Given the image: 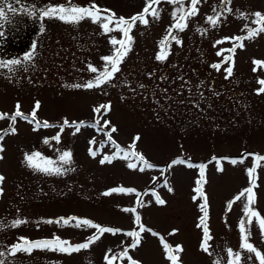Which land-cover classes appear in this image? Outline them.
I'll use <instances>...</instances> for the list:
<instances>
[{
    "label": "rangeland",
    "instance_id": "1",
    "mask_svg": "<svg viewBox=\"0 0 264 264\" xmlns=\"http://www.w3.org/2000/svg\"><path fill=\"white\" fill-rule=\"evenodd\" d=\"M9 3L17 10L15 14L8 10ZM90 3L101 9V15L106 9L129 18L141 12L145 0H4L9 19L0 27L4 33L0 36V61L21 62L12 66V71L0 67V112L11 115L19 103L28 115L38 101L37 121L56 127L41 126L34 131V124L18 118L15 133L0 140V176L4 178L0 182V252L4 253L0 261L106 264L109 249L115 253L130 245L132 238L124 233L139 230L134 223L139 215L140 223L152 231L142 232L139 245L128 248V255L138 264H172L161 237L170 246L169 254L176 255V264H227L228 249L240 252V264H259L255 253L240 249L239 222L247 194L232 204L230 211L226 209L229 201L250 186L248 169L255 164L252 209L264 218V160L248 155L264 156V92H258L264 88L259 83L264 80V64L253 63L264 62V32L243 40V47H236L233 54L218 56L217 52L233 47L226 37L247 35L245 25L256 27L250 14L264 13V0H230L226 6L220 0H200L198 13L187 18L183 31L174 30L176 39L169 40L166 58L160 61L156 59L160 41L174 23L173 10L179 7L161 0L159 18L149 15L146 25L137 22L131 29L132 43L120 70L101 86L87 88L86 82L99 74L89 71L88 65L102 71L105 62L101 57L113 55L119 47L110 40L123 39V33H105L90 17L66 23L55 17L41 20L22 9ZM183 3L187 8L190 0ZM214 8L220 13L215 25L206 22ZM26 53H32L30 60L23 59ZM229 55L231 60H226ZM214 64L220 65L219 70ZM229 66L231 75L225 71ZM99 105H110V110L97 114L93 109ZM65 119L82 121L84 126L79 131L65 127L61 132L59 126ZM105 120L110 121L108 126ZM9 123L0 120V131L7 130ZM111 127L117 131L111 132ZM58 133L57 141L53 137ZM132 151L153 167L133 157ZM36 152L59 167L60 173L29 167L25 156ZM64 152L71 154L69 163L60 160ZM106 156L115 158L101 164ZM178 159L184 163L172 164ZM129 163L137 167L129 168ZM189 164L205 165L202 189L207 197V251L201 247L203 227H197L204 215L199 208L204 200H193L198 196L193 189L200 169ZM120 187L135 191H111ZM137 192L142 206L137 205ZM153 192L165 203L157 204ZM133 208L135 212L123 211ZM69 217L122 231L104 233L79 251L33 247L10 254L13 245L23 243L20 238L41 241L59 237L76 245L96 233L94 228L76 227L75 220L46 223ZM16 220L22 222L13 226ZM247 230L248 242L264 254V232L255 217ZM153 231L158 235L153 236ZM177 245L182 248L179 253L175 252ZM114 264L129 261L124 258Z\"/></svg>",
    "mask_w": 264,
    "mask_h": 264
},
{
    "label": "snow or ice",
    "instance_id": "2",
    "mask_svg": "<svg viewBox=\"0 0 264 264\" xmlns=\"http://www.w3.org/2000/svg\"><path fill=\"white\" fill-rule=\"evenodd\" d=\"M19 2V0H17ZM168 3L179 5L178 8H175L172 12V19L174 23L169 26V28L166 30L167 34L166 36L160 41L161 50L157 53L156 59L163 61L166 58V48L167 44L170 39H176L174 35V30L183 31V29L187 26L186 20L189 16H194L198 13L197 5L200 3V0H190V4L187 8L184 7L183 0H167ZM161 3V0H145V5L141 12L132 15L129 18L125 17H117L115 13H111L110 10H103L104 15H101V9L98 8L94 3H90L87 6H72V7H66L64 4L59 5H48L43 9L38 8H32L31 10L24 8L22 9L23 12H25L28 15L31 16H38L39 19L43 20L44 18H59L63 20L66 23H78L81 19H84L85 17H90L93 21V23H100V26L102 27L103 31L105 33L111 32V31H120L123 33V39L117 40L115 38H112L110 40V43L112 45H119V47H116L114 50L113 55L111 56H104L101 57V59L105 62V66L103 70H99L97 67L89 64L88 70L93 73H99L95 76L93 80H90L86 82L84 87L87 88H93V87H99L102 84L109 81L116 72H118L119 64L122 62L123 57L126 56L127 52L130 50V46L132 43V38L130 36L131 29L136 25L137 22H140L142 24H147V16L151 15L155 18H159V10L157 6ZM221 4H224L225 6L230 3V0H220ZM4 0H0V27L3 26L2 22L8 21V16L5 13L4 9ZM7 8L9 11L16 13V9L12 7V4L9 3L7 5ZM230 10V9H229ZM214 15L207 16L206 22L215 25L218 22L220 13L214 8L213 9ZM251 16L255 17V19H252L251 23L255 24V28H249L248 25H245V29L247 30V35L245 36H235V37H226L225 40H230L233 42V47L229 49H222L220 52H217V55H221L222 52H228L230 54H233L236 50V47H243V40L245 39H251L254 35L259 34L260 32H264V13L261 12H254L250 14ZM112 25V27H110ZM40 31H44V27L41 24ZM243 31V30H242ZM4 33L0 32V36H3ZM224 41H217L216 43H223ZM177 43L179 41L177 40ZM35 43L32 45L33 52L35 50ZM32 57V53H26L23 57L24 60H30ZM226 60H231V55L225 58ZM21 61L20 60H8V61H0V67H7L9 71L13 70L14 65H18ZM256 65L264 64V62L256 60L253 61ZM212 67L219 70L220 65L214 64ZM225 71L228 73V75H231L232 68L229 66L225 69ZM255 71V69H254ZM260 84L264 85V80L259 81ZM81 85H75V87H80ZM258 92H264V88H261L258 90ZM40 104L37 101L35 107L33 108L32 112L28 115H25L20 108L19 103L15 106V111L9 115L8 113L0 112V120L8 119L10 121L9 127L7 130L0 131V140L3 139L4 135H7L9 133L14 134L15 129V123L17 119L27 120L29 123H32L35 125L33 130L35 131L38 127H56V125H50L47 121L39 122L36 119V112L39 109ZM110 110V105H99L93 109V111L97 114L106 113ZM99 123V121H97ZM110 124V121L105 120L104 125L108 126ZM84 126V122H69L67 119L64 120L63 124L60 125V131L63 132L65 127H74L76 131L80 130V127ZM117 129L115 127H111V132H116ZM60 136L59 133L57 136L53 137V139L59 140ZM139 137L134 138L133 145H130V148H134L135 141L138 140ZM109 140L111 141V138L109 136ZM48 141L45 140V143ZM90 143H94V141H91ZM3 151V148L0 147V152ZM90 154L95 156V152L90 149ZM131 155L133 157H137L139 161L144 163L147 167L151 168L153 167L151 164H148L147 161H145L144 157L142 155H138L135 151L131 152ZM252 155L256 161L264 160V156H260L258 154H248ZM115 158V157H112ZM110 157H105L104 159L100 160L101 164H104L106 162L110 163L111 159ZM26 161L28 162L29 167H33L38 171H42L45 173H60L61 169L59 167H54L52 165V161L44 158L41 156L40 153H32L31 155L26 154L25 156ZM213 159H216L215 157ZM60 160L63 163H69L71 160V154L69 152H64ZM242 162V161H241ZM184 163L183 160H173L172 164H179ZM232 163H236L235 160L232 161ZM171 166V165H170ZM189 167H198L200 169L199 173V179L196 180V187L193 189L195 193L198 194V196H193V200L195 201L198 197L203 198L204 203H201L199 205L200 211L204 213L203 216L199 218V223L197 227H203L204 231V242H202L201 247L205 251H207V245L206 241L210 239V236L208 235V228L206 225V218H207V197L205 196L202 185L204 183V170L205 165L199 164V165H192L189 164ZM129 168H136V164L129 163ZM256 165L254 164L252 168L248 169V175H249V187L241 190L231 201L228 202V207L226 210H231V205L234 204L237 200L241 199V197L245 196L247 194V203L244 206V216L241 218L239 222V228H240V249L241 250H247L250 253H255L256 258L259 261V264H264V254H261L260 251H258L251 243L248 242V230L247 225L252 222V218L255 217L260 225V228L262 232H264V218H261L259 214L252 209V204L254 202V194L252 191V188L254 186L252 175L254 172ZM143 168H140V171H143ZM217 170H222L219 167V164L217 165ZM3 177L0 176V182L3 181ZM112 192H123V193H132L135 191V189L132 188H123L120 187L118 189H112ZM171 191V189H169ZM110 193H105V195H108ZM137 195V205L142 206V202L140 201V193H136ZM153 195L155 196L156 203L157 204H164L165 201L160 199L158 195L153 192ZM125 212H135V209H123ZM75 220L76 221V227H80L81 225L87 226L90 228L96 229V233L93 236L88 237L87 241L85 243H80L76 245L70 244L68 241L61 240L59 237H54L51 240H41V241H27L25 238H20L23 243L13 245L12 249L10 250V254H15L16 251H31L33 247H46L50 249H58L59 251H79L82 248H87L90 243L94 242L95 240L99 239L101 235L104 233H111L113 235L117 234L118 232H121L122 230L119 228H112L107 226H101L99 224H96L88 219H81L77 217H69V218H60V220L52 221L48 220L46 223H60L63 222L64 224H68L70 221ZM22 221L16 220L13 222V226H16L20 224ZM134 223L138 226V231L136 229H133L131 231H127L124 233V235L131 237V243L128 247L123 248L120 252L113 253L111 249L108 250V253L105 254V261L106 264H114V261L122 260L124 258H127L129 261V264H138L137 261L133 260L131 256L128 255V248H136L140 243V234L145 231H152L151 229H146L141 223H140V217L139 215L135 216ZM175 231V230H174ZM153 236H157L158 233L152 232ZM161 243L163 244L164 251L167 254V259H169L172 264H176L177 257L176 255L169 254L171 252L170 246L166 243H164L163 237H161ZM182 251V248L177 245L175 248V252L179 253ZM228 253V261L227 264H240L241 255L240 252H234L232 249L227 250ZM4 253L0 252V256H3ZM0 264H3L2 261H0Z\"/></svg>",
    "mask_w": 264,
    "mask_h": 264
}]
</instances>
